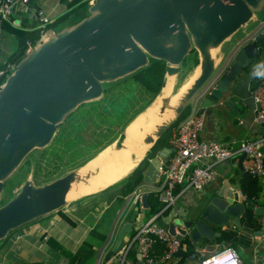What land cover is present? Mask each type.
<instances>
[{
  "label": "water",
  "instance_id": "obj_1",
  "mask_svg": "<svg viewBox=\"0 0 264 264\" xmlns=\"http://www.w3.org/2000/svg\"><path fill=\"white\" fill-rule=\"evenodd\" d=\"M263 6L264 0H94L86 17L56 33L50 32L28 48L0 85V200L6 181L25 157L50 145L66 117L81 104L100 98L106 83L148 66L150 59L164 61L167 76L178 74L180 65L195 50L200 74L173 109V120L179 118L215 70L216 60L210 50L247 24ZM263 50L261 23L225 57L228 70L202 98L201 107L217 103L230 82L249 68ZM169 101L164 98L161 114ZM173 120L160 124L153 136H145L142 142L152 147ZM125 138L123 131L114 143L116 149L121 148ZM170 151L165 146L149 159L143 182L155 181L161 160ZM149 153L150 149L144 156ZM241 160L240 182L259 177L245 172ZM87 178L79 179L78 170H71L42 185L26 179L13 197L0 205V240L21 226L60 210L67 204L71 185ZM227 189L223 187L214 196L206 197L198 210L171 217L165 224L169 232L178 239L189 236L193 242L210 241L215 227L231 224L239 229L243 214L264 217V197H248L242 187L244 197L240 198L239 192ZM146 197L145 193L141 200L144 208ZM138 210L135 206L129 221L119 228L106 255L107 264L119 262L117 253L131 239ZM254 236L260 237L261 231ZM256 246L264 250V237ZM181 253L178 251L165 264H171Z\"/></svg>",
  "mask_w": 264,
  "mask_h": 264
},
{
  "label": "crops",
  "instance_id": "obj_2",
  "mask_svg": "<svg viewBox=\"0 0 264 264\" xmlns=\"http://www.w3.org/2000/svg\"><path fill=\"white\" fill-rule=\"evenodd\" d=\"M71 1L31 0V3L27 5L17 3L15 8L13 7L12 9L11 17L21 24L17 27L18 29L35 31L40 30V21L36 16L37 11H42L51 20L44 28L43 38L40 35L42 41L50 32L56 33L63 28L70 27L89 14L88 12V14H81L78 11L75 12V10L83 2L85 3L84 6L88 8L92 0H78L74 5L71 4ZM261 23H264V6L247 24L220 45L216 63L219 64L226 56L229 57L231 52L240 43L244 42ZM27 44L30 43L28 42ZM21 51L14 34L4 29L0 41V63L5 62L10 55H12L13 61L17 60L18 62L24 56V54L20 55ZM261 66H264V50L249 68L239 72L240 74L230 82L226 92L222 94L217 103L202 107L205 112L204 128L201 132L203 139L219 140L225 142L229 147H235L238 144V139L245 134L251 138H256V136L261 134L262 125L254 121V105L250 98V90L257 83L255 71ZM156 96L152 94L151 97L149 93L147 94L144 91V88L134 79L128 78V76L106 83L104 85V93L100 98L81 104L60 124L54 140L50 145L43 148L45 151L41 158L39 173L32 180L34 184L42 185L71 170H78L82 164L92 159L98 152L115 143L121 132L126 130L128 123L142 112ZM239 120L242 121L241 124L238 122ZM82 122L86 124L91 122V128L94 125L98 127V125L107 123L104 128L105 131L102 129L94 131L100 134L101 140L106 139L110 134V130L113 131L115 126L118 133L111 142L92 147L82 161L74 162V164L78 162L77 166L65 172L61 171L65 165H63L64 162L59 156L60 144L58 140L60 135L58 134L61 133L62 136L71 133L76 134L82 127L86 126L79 124ZM101 133H106V136L101 135ZM53 145L55 149L52 155V170L48 174H44L45 156L48 149ZM239 161L238 159H230L219 164L217 166L218 179L202 190L177 187L176 192L180 193V195L175 205L169 208V212L166 215L155 213L151 206L155 199L153 196L148 197L147 195V207L138 206L139 210L134 219V229L154 216H156V222L165 225L177 213L198 210L206 197L214 196L223 187L225 189L229 188L227 190L232 192H239L240 198H243L244 195L241 194L243 183L240 182L242 174L238 171ZM65 164L70 165L68 162ZM60 165L61 168L58 169ZM83 169L84 167L82 171ZM258 180L263 185V189L259 194L264 197V175L259 176ZM144 184V188L147 190L148 186L146 183ZM15 189L14 194L19 190V187ZM79 192L80 189L74 199L71 202H67L60 209L61 213L52 212L21 226L0 240V264H73L69 258L65 257L64 251L74 254L81 243L85 241L90 244L93 250V254L86 264H97L106 261L108 263L106 255L119 228L122 224L129 221L133 215L135 205L125 208V195L121 192V188L114 186L87 194H80ZM151 208L153 211H151ZM62 214L67 216L72 223L68 222ZM244 215L240 217L241 226L239 229L231 224L222 228L215 227V235L212 240L201 239L197 242L192 241L193 246L204 247L218 244L219 247H222L229 244L238 253L242 264H264V250L261 246H256L263 235L256 237L251 234V242H247L246 239L245 242L243 240L227 241L222 237L225 230H233L238 236H241L246 230L243 222ZM257 220L262 225L259 230L261 231L264 225V217H258ZM62 249L64 251H61ZM134 257V264L141 262L136 249ZM126 260L132 262L131 257H126ZM177 263L178 257H175L171 264ZM183 264H197V262L195 259H189L185 260Z\"/></svg>",
  "mask_w": 264,
  "mask_h": 264
},
{
  "label": "built area",
  "instance_id": "obj_3",
  "mask_svg": "<svg viewBox=\"0 0 264 264\" xmlns=\"http://www.w3.org/2000/svg\"><path fill=\"white\" fill-rule=\"evenodd\" d=\"M17 3L27 5L31 3V0H0V41L5 23L14 28L21 25L11 17L12 9ZM36 16L40 21L39 28L43 38L44 28L51 20L42 11H37ZM30 47L33 46L28 44V48ZM228 67L227 60L224 59L219 64H215V70L208 82L191 99L187 114L172 128L168 139V148L171 151L168 158L161 160L155 181L147 184V190L143 182L125 195V208L133 205L140 206L143 195L153 193L162 204L159 212L162 214L165 209L175 205L180 195L176 192L177 187L202 190L218 179L217 166L219 164L230 159L241 160L243 155L241 166L245 172L264 175V66L255 71L257 83L250 90V98L254 105V121L262 125L261 134L256 138L245 134L238 139L235 147H229L223 141L207 140L201 137L205 122V112L200 105L201 100L210 93L211 89L215 88L216 82L227 72ZM1 74L2 71H0ZM238 122L242 123L241 120ZM155 218L156 216L133 230L131 239L117 253L120 255L119 264H133L126 260L131 248L137 250L143 264H165L178 251L182 252L186 249L182 239L171 234L167 226L156 222ZM261 236L264 237V229L261 230ZM183 237L190 238L189 236ZM156 244L164 246V252L158 258L151 255ZM189 259H195L197 264H222L224 261V264H242L238 253L229 244L222 247L218 244L194 247L186 260ZM97 264H107V261Z\"/></svg>",
  "mask_w": 264,
  "mask_h": 264
},
{
  "label": "trees",
  "instance_id": "obj_4",
  "mask_svg": "<svg viewBox=\"0 0 264 264\" xmlns=\"http://www.w3.org/2000/svg\"><path fill=\"white\" fill-rule=\"evenodd\" d=\"M78 0H72L71 4L74 5L77 3ZM4 29H7L10 31L12 34H14L15 38L17 39V43L19 48L22 50L20 55H23L25 50L27 49V43L29 42L32 46L37 45L38 43L41 42V33L40 30H33V31H24L21 29L13 28L9 24L5 23L4 24ZM194 51V50H193ZM196 52V51H195ZM12 59V56H11ZM10 62V61H9ZM0 71H2V74L0 76V85L4 82L7 74L10 71V68L8 67L7 62L0 63ZM128 78L134 79L142 88H144V91L149 93L152 97V94L155 96L157 95L154 100L142 111L140 112L137 116H135L127 125L134 121L138 116H140L144 111H147L153 104L154 102L158 99L162 92V83L165 79V62L162 60H156V59H150L148 66H145L143 68H140L136 72L128 75ZM147 90V91H146ZM161 90V91H160ZM159 93V94H158ZM149 96V95H148ZM150 97V98H151ZM188 107L184 110L182 115L173 120L168 127L165 129L163 134L156 140L150 151L153 149H156L154 154L150 156L148 154L145 156V158L130 172L126 177L123 178V180L117 182L121 183V192L123 195H127L129 192H131L134 188H136L138 185L143 183V176H144V171L146 167L149 164V159L154 157L164 146H169L168 144V139L170 137L172 128L178 123V121L184 117L187 112H188ZM126 127V128H127ZM91 139V137H90ZM89 139V140H90ZM114 144V143H113ZM112 145V144H111ZM111 145L105 147L103 150L98 152L96 156H94L92 159L88 160L84 164L80 166L79 169H82L85 167L90 161H92L94 158H96L100 153H102L104 150H106L108 147ZM55 146L53 145L51 148L48 149L45 157V162L43 166V173L48 174L52 170V155L54 153ZM39 154V160L37 163V166L35 167V176L37 177L39 170H40V162L41 158L43 156L44 149L40 150ZM168 158V156H167ZM166 158V159H167ZM115 183V184H117ZM114 184V185H115ZM112 185V186H114ZM109 186V187H112ZM108 187V188H109ZM243 189L245 192V195L248 197H254L261 193L263 186L261 182L258 180V177L256 176H251L245 179L243 182ZM148 197L153 196L155 199V202L151 205L152 208L154 209L155 213H159L160 210L162 209V204L158 201V199L155 197L153 193H147ZM151 208V211L153 209ZM57 212L61 213V210H58ZM169 212V208L165 209L162 214L166 215ZM62 216L70 223L72 221L62 214ZM156 220V218H155ZM243 222L244 225L246 226V230L241 234V236H238L237 233L233 230H225L223 232L222 237L226 239L227 241H236V240H243L245 242V239L247 242L251 240L250 235L254 234L256 231H259L261 229V224L258 222L257 218H255L251 213H246L243 216ZM251 242V241H250ZM182 243H185L186 249L182 251V253L178 256V263L177 264H183L187 257L193 252V243L190 238L188 237H183L182 238ZM61 251H64L63 249ZM164 252V246L161 244H156L153 248V251L151 255L155 258H158L161 256ZM93 254V250L91 249V246L88 242H83L81 245L78 247L77 251L74 254H71L70 252L64 251L65 257L70 259V262L73 264H86L87 261L90 259L91 255ZM135 249L131 248L128 253L127 257L132 258L133 264L135 263ZM129 260V259H128Z\"/></svg>",
  "mask_w": 264,
  "mask_h": 264
},
{
  "label": "bare ground",
  "instance_id": "obj_5",
  "mask_svg": "<svg viewBox=\"0 0 264 264\" xmlns=\"http://www.w3.org/2000/svg\"><path fill=\"white\" fill-rule=\"evenodd\" d=\"M216 51L217 48L210 50L213 58ZM199 74L200 66L195 69L191 78L183 84L178 92H174V75H168L167 79H165V85L162 87V93L155 103L156 105L158 102H162L164 98H169L170 101L167 109L162 114L159 112L160 107L156 111H153L151 108L144 111V113L138 116L126 128V138L122 142V148L116 149L115 146H113L114 144H112L99 154L95 160L86 165L83 171L82 169H78L79 179L81 176L82 178L89 176V178H87L86 181L74 182L71 185L70 190L66 195L67 202H71L74 199L79 189L80 194H87L94 191H100L101 189L114 185L120 180L122 181L123 178L136 167L146 151L150 148V144H144L142 139L145 136H153L156 127L160 124L168 123L173 119V109L174 106H176V102H178L188 90ZM127 138L135 141L130 145H125ZM138 149L139 152L137 151Z\"/></svg>",
  "mask_w": 264,
  "mask_h": 264
},
{
  "label": "rangeland",
  "instance_id": "obj_6",
  "mask_svg": "<svg viewBox=\"0 0 264 264\" xmlns=\"http://www.w3.org/2000/svg\"><path fill=\"white\" fill-rule=\"evenodd\" d=\"M84 4L85 3L83 2L80 5V7L75 10V12L78 11L81 14H86L88 12V8H86L84 6ZM81 11L82 12L84 11V12L82 13ZM50 26H52V25H50ZM26 47L28 48V45ZM218 48H220V46L217 47V51L215 52L216 53L214 55V59L215 60H217L216 56H217ZM11 56L12 55H10L9 58H7L6 61H5V62L8 63V67L10 68L9 73L12 70V66H14L15 63L17 62V60L13 61L11 59ZM198 66H199V55H198V52L197 51L195 52V50L194 51L192 50L190 52V54L188 55V57L186 58V60L184 61V63L182 65H180L179 73L174 75V79H175L174 92H178L181 89L183 84H185L186 81L191 78V76L195 72V69ZM166 76L167 75L165 73V79H167V77H168V76L167 77ZM179 100H178V102H179ZM178 102H176L175 105H177ZM155 103H156V101L154 102V105H152L150 107L151 109H153V111L154 110L156 111L159 107L161 108L163 106V101L162 102H158L156 105H155ZM175 107L176 106H174V109H175ZM188 109H190V106L188 107ZM152 117H153V115H152ZM173 118H174V112H173ZM90 123L91 122H89V124H86L84 122L79 123L81 125H86V126L82 127L78 132H76V134L71 133V134H67L66 136H62L61 133L58 134V135H60L59 140H58L59 144H60L59 145V148H60L59 156H60V159L62 160V162H64L63 165H65V167H63L61 171L65 172L68 169L74 168L75 166H77L76 164L78 162L82 161V159H84L87 156V154L90 152L92 147L99 146V145H102V144L107 143V142L108 143L111 142L114 139V137L116 136V134L118 133V132H116L117 129H115L116 128V126H115L113 128L114 129L113 131L110 130V134L106 137V139L101 140V137L99 136L100 134H98L97 132H94V131H97V130L99 131L101 129L104 130L105 126H107V123H103L101 125H98V127H96L94 125V126H92V128L90 127ZM101 135H103V136L105 135L106 136V133H101ZM90 137H91V139H90ZM154 140H156V139H154ZM134 141L135 140H133V139L127 138V141H126L125 145H130ZM113 146H115V145H113ZM100 147H102V146H100ZM149 149H151V145H150ZM137 151L139 152V149ZM155 151H156V149H153L152 151H150L151 152V154L149 153L150 156H152ZM40 152L41 151L39 149H35L32 152H30L25 157V159L22 161V163L18 167V169H16L14 171V173L8 178V180L5 183L4 190L2 192L0 205L6 203L9 199H11L13 197L14 190H16L15 188L16 187H20L21 184L24 182V180L26 178H30V180H33V179L36 178V176H35V167L37 166ZM143 157L145 158V156H143ZM144 158H142V160ZM76 161H78V162L74 164V162H76ZM141 161H139L138 164ZM66 162H68L70 165L65 164ZM59 168H61V165L58 166V169ZM61 173H63V172H61ZM46 177H48V176H46ZM114 187L120 189L121 188V183L115 184Z\"/></svg>",
  "mask_w": 264,
  "mask_h": 264
},
{
  "label": "clouds",
  "instance_id": "obj_7",
  "mask_svg": "<svg viewBox=\"0 0 264 264\" xmlns=\"http://www.w3.org/2000/svg\"><path fill=\"white\" fill-rule=\"evenodd\" d=\"M168 147V146H167ZM138 206V205H137ZM225 263V261L222 263V264H224Z\"/></svg>",
  "mask_w": 264,
  "mask_h": 264
}]
</instances>
